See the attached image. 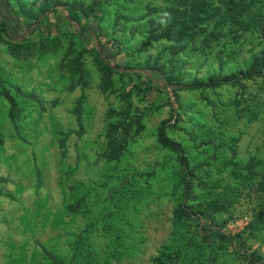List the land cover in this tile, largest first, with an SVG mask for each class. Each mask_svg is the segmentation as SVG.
<instances>
[{
  "label": "rangeland",
  "instance_id": "374dc122",
  "mask_svg": "<svg viewBox=\"0 0 264 264\" xmlns=\"http://www.w3.org/2000/svg\"><path fill=\"white\" fill-rule=\"evenodd\" d=\"M41 1L12 0L17 22L0 36V264H50L49 253L66 264H151L164 245H174L175 229L185 234L183 250L196 254L203 247L195 223L174 229L177 165L157 142L161 123L176 117L169 135L184 145L206 183L195 187V196L206 204L218 199L222 210L213 220L243 232L246 251L264 263L263 232L246 230L259 202L258 177L244 167L253 159L257 172L264 171V78L181 91L177 102L168 87L148 88L141 75L143 92L117 70L104 91L96 54L86 53L91 47L77 29L56 13L28 27L34 17L20 4L35 16ZM171 1L114 0L106 12L83 20L102 41V54L139 68L173 43L149 39L160 33L150 10ZM229 44L237 43L225 39L206 46L204 55L195 52L201 44L193 45L173 64L162 63L184 82L247 68L253 46ZM122 111L127 116L111 114ZM120 120L129 127L127 146L121 160L108 161L107 133ZM115 136L125 138L122 130ZM204 245L206 264H249L227 244Z\"/></svg>",
  "mask_w": 264,
  "mask_h": 264
},
{
  "label": "trees",
  "instance_id": "16d2710c",
  "mask_svg": "<svg viewBox=\"0 0 264 264\" xmlns=\"http://www.w3.org/2000/svg\"><path fill=\"white\" fill-rule=\"evenodd\" d=\"M113 2L114 0H90L86 4H81L76 0H52L51 2L50 0H42L39 5V12L35 16L28 13L23 3L20 4V7L27 16L34 17V22L28 24L30 28L38 26L50 14L56 13L63 18L68 26L77 29L82 42H86L91 47V49H87L86 53L92 51L96 54V63L103 73L102 87L104 91H108L112 87V78L117 70H121L122 75H128L134 84L133 87L143 92L145 90L139 82L141 75L147 77V82H144V85L148 88L156 84L159 87L161 85L168 87L177 102H180L179 92L181 91H214L221 87H238L245 81L264 78V0H172L173 3L167 7L161 6L151 9L150 13L156 15L157 31L160 33L159 35L152 34L149 39L153 41L166 39L173 43L163 50L162 54L156 56L154 64L147 62L138 66L139 68L130 65L119 66L112 56L102 54L104 53L102 41L99 40L90 24H85L83 20L84 17L96 18L99 13L106 12V6ZM0 15L3 17V21L0 23L1 36L3 32L12 31L17 22L12 0H0ZM151 23L154 24V20ZM225 39L234 40L237 44H229L234 48L239 46L242 49V46L245 47L248 44L253 46L247 68L237 69L228 75L210 76L207 80L190 82H184V80L165 71L164 58L173 64L178 54L188 47L199 44L201 47H197L195 52L204 55L206 46L211 47ZM78 69L77 73L81 71L80 63ZM10 100L14 106V101L11 98ZM171 106L174 108L173 104ZM258 106L260 105H255V107ZM261 106L264 109V102ZM249 111L252 112V110ZM77 112H79V120L81 114L80 111ZM256 113L259 115L261 111L255 112V115ZM111 114H118L122 117L127 116L128 111L111 112ZM176 119L162 122L157 129L159 146L174 156L177 165L175 173L177 174V188L180 190V202L174 210L173 226L175 229V226L181 223H195L197 227L196 236L202 241L203 244L200 245L203 248H197L198 252L189 257L188 249L183 250L185 248L181 244L185 234L175 229V236L179 234L181 238L173 236L174 245H164L159 250L158 255L153 257L151 264H206V255L203 253L206 242H220L223 249H226L227 244L249 264H264L256 254L250 255L246 251L243 232L235 234L228 232L222 224L213 220L216 211L222 210V205L218 199L206 204L205 201H199L195 196V187L200 186L206 189V183L197 174L196 166L191 165L188 151L184 145L169 135L170 128L177 127L178 118L176 117ZM120 130L125 136L122 140L115 136V133ZM126 135H129V127L125 120H120L118 124H113L110 127L107 133V150L104 154L108 161L121 160L127 146ZM244 167L251 176L258 177L256 185L260 195L258 197L259 202L253 210V218L246 230L251 233L259 231L264 234V171L262 173L257 172L253 159ZM188 236L190 237V235ZM239 240L241 242L238 246L236 243ZM262 241L264 243V239ZM195 243L198 244V241ZM48 257L51 259L50 264H66L52 253H49ZM210 264H218V261L210 260Z\"/></svg>",
  "mask_w": 264,
  "mask_h": 264
}]
</instances>
